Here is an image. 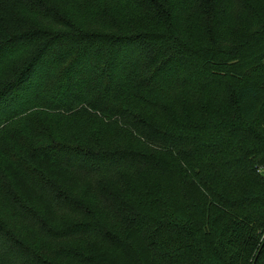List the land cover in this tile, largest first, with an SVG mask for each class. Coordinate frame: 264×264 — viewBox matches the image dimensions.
<instances>
[{"label":"trees","instance_id":"obj_1","mask_svg":"<svg viewBox=\"0 0 264 264\" xmlns=\"http://www.w3.org/2000/svg\"><path fill=\"white\" fill-rule=\"evenodd\" d=\"M5 2L0 264H264V0Z\"/></svg>","mask_w":264,"mask_h":264},{"label":"rangeland","instance_id":"obj_2","mask_svg":"<svg viewBox=\"0 0 264 264\" xmlns=\"http://www.w3.org/2000/svg\"><path fill=\"white\" fill-rule=\"evenodd\" d=\"M5 0H0V30H2L5 26L7 27V25L9 24V22L13 21V20H17L20 16L18 12H13L10 7L6 6ZM5 31V30H4ZM261 174L264 175V169L261 171ZM83 240H88L86 245L87 248L92 247V245L94 247H96L97 249H104L105 246L101 243H98L97 239L94 238H83ZM65 245V244H64ZM88 251V250H87ZM89 252V251H88ZM114 254H123L124 253H120V252H116Z\"/></svg>","mask_w":264,"mask_h":264}]
</instances>
